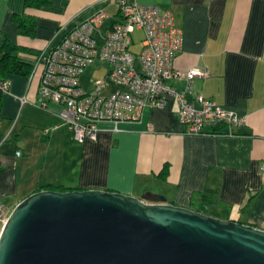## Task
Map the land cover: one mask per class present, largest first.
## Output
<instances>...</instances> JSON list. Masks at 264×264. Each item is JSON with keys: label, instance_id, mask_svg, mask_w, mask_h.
<instances>
[{"label": "crops", "instance_id": "0c3cea01", "mask_svg": "<svg viewBox=\"0 0 264 264\" xmlns=\"http://www.w3.org/2000/svg\"><path fill=\"white\" fill-rule=\"evenodd\" d=\"M127 1L169 11L182 32L174 71L206 74L189 90L184 78L167 84L188 103L196 105L201 95L245 123L185 134L170 100L164 108H144L135 121L100 122L96 140L78 142L60 120V104L38 106L39 71L11 75L0 110V201L14 208L43 190L154 193L168 204L264 230V0ZM49 2L29 12L36 27L27 37L13 18L24 0H0V37L25 47L29 53L20 57L28 62L99 10L109 16L102 31L120 20L118 0Z\"/></svg>", "mask_w": 264, "mask_h": 264}, {"label": "water", "instance_id": "95a60500", "mask_svg": "<svg viewBox=\"0 0 264 264\" xmlns=\"http://www.w3.org/2000/svg\"><path fill=\"white\" fill-rule=\"evenodd\" d=\"M0 264H264V230L104 190H43L0 232Z\"/></svg>", "mask_w": 264, "mask_h": 264}, {"label": "built area", "instance_id": "2783aa9c", "mask_svg": "<svg viewBox=\"0 0 264 264\" xmlns=\"http://www.w3.org/2000/svg\"><path fill=\"white\" fill-rule=\"evenodd\" d=\"M120 20L101 28L109 16L102 10L73 26L62 40L49 50H41L32 59L31 75L39 71L38 106L48 101L61 105L60 120L72 132L74 140L94 141L100 122L118 123L138 120L146 107L164 108L176 101L177 120L185 134H205L207 128L224 125L229 131L245 123V118L195 96L188 103L167 81L184 78L190 89L194 78L206 74L191 68L176 72L173 60L181 50L182 32L169 11L157 5L118 0ZM143 34L141 51L131 52V34ZM96 62L105 64L103 78L81 85L84 70ZM9 80L0 81L7 92ZM151 130V126H148ZM20 155V151L16 152ZM12 208L0 201V232Z\"/></svg>", "mask_w": 264, "mask_h": 264}, {"label": "trees", "instance_id": "16d2710c", "mask_svg": "<svg viewBox=\"0 0 264 264\" xmlns=\"http://www.w3.org/2000/svg\"><path fill=\"white\" fill-rule=\"evenodd\" d=\"M49 0H24L23 12L19 16L13 17L18 33L23 36H35V19L29 12L39 10L49 5ZM28 54L29 51L13 41L6 35L0 37V81L8 80L11 75L28 76L31 74L32 61L21 59V54ZM2 91L0 90V110L2 105ZM189 209L198 211L193 206Z\"/></svg>", "mask_w": 264, "mask_h": 264}, {"label": "rangeland", "instance_id": "374dc122", "mask_svg": "<svg viewBox=\"0 0 264 264\" xmlns=\"http://www.w3.org/2000/svg\"><path fill=\"white\" fill-rule=\"evenodd\" d=\"M142 38H143V34L139 30H135L131 34L132 44L130 46V50L135 55H138L140 53V51H141ZM92 66L87 67L84 70V72H83V74L81 76V81L82 82H86V81L88 82L90 80H95V79H98V78L102 77V75L104 73V70H105V64L101 63V62H96ZM89 86H90V83H89ZM85 88H86V86H85ZM209 216H212V215H209ZM213 217H215V216H213ZM215 218H217V217H215Z\"/></svg>", "mask_w": 264, "mask_h": 264}]
</instances>
